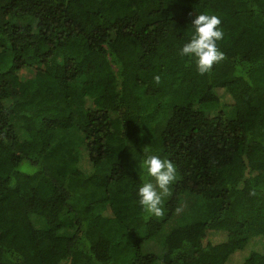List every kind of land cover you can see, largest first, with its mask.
<instances>
[{
    "label": "trees",
    "instance_id": "obj_1",
    "mask_svg": "<svg viewBox=\"0 0 264 264\" xmlns=\"http://www.w3.org/2000/svg\"><path fill=\"white\" fill-rule=\"evenodd\" d=\"M200 13L223 32L204 74L180 55ZM146 152L176 165L158 217ZM263 246L264 0H0V264H264Z\"/></svg>",
    "mask_w": 264,
    "mask_h": 264
},
{
    "label": "clouds",
    "instance_id": "obj_2",
    "mask_svg": "<svg viewBox=\"0 0 264 264\" xmlns=\"http://www.w3.org/2000/svg\"><path fill=\"white\" fill-rule=\"evenodd\" d=\"M218 16L200 13L191 21L193 32L190 39L180 48V55L195 60L197 71L204 74L214 63L223 59L224 53L217 47L223 37ZM158 81L159 77H155ZM141 167L152 180L143 182L137 191L138 203L149 215L163 214V198L169 194L170 185L176 179V165L168 158L145 153ZM154 181V182H153Z\"/></svg>",
    "mask_w": 264,
    "mask_h": 264
},
{
    "label": "rangeland",
    "instance_id": "obj_3",
    "mask_svg": "<svg viewBox=\"0 0 264 264\" xmlns=\"http://www.w3.org/2000/svg\"><path fill=\"white\" fill-rule=\"evenodd\" d=\"M19 24L24 25L25 23L19 21ZM33 75H34V71L32 69H24L20 72V76L22 79L31 78V77H33ZM229 112H230V115L233 114L231 109L228 110V113ZM169 196H170V191H169V194L163 198V201L166 200L167 198H169ZM184 201H185L184 204L180 207V209H178V211L176 212V214L174 215L172 220L170 222H168V225L166 224L167 227L168 226L171 227L170 229H173L176 227V225H177L176 223L180 222V219H179L180 215L186 213L188 210V207L191 205V198L186 197V198H184ZM142 248H143L144 252H154L157 255H161L163 252V247H162L159 239L158 240H152L150 242H144L142 244Z\"/></svg>",
    "mask_w": 264,
    "mask_h": 264
}]
</instances>
